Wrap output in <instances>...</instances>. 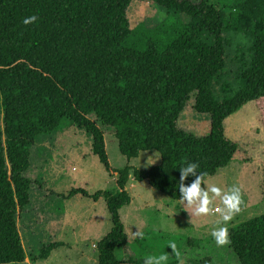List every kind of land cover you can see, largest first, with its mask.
<instances>
[{
  "label": "trees",
  "instance_id": "trees-1",
  "mask_svg": "<svg viewBox=\"0 0 264 264\" xmlns=\"http://www.w3.org/2000/svg\"><path fill=\"white\" fill-rule=\"evenodd\" d=\"M132 1L0 0V264H22L28 257L17 220L31 203L26 172L39 136L67 123L84 130L110 172L99 123L111 127L127 160L141 152L159 154L156 166L117 171L115 192L66 193L105 200L111 227L95 245L96 264H134L116 256L127 245L119 209L130 202L129 175L179 200L185 159L198 163L207 178L232 161L237 144L224 127L230 114L255 101L264 125V0H241L233 20L208 0H136L154 6L152 27L143 21L130 27ZM31 15L38 21L24 25ZM223 32L250 40L247 48L236 45L234 83L225 71L226 45L232 42ZM192 93L193 109L209 118L202 136L178 126ZM229 229L227 248L237 264H264V214ZM60 246H43L31 261L47 259Z\"/></svg>",
  "mask_w": 264,
  "mask_h": 264
},
{
  "label": "rangeland",
  "instance_id": "rangeland-1",
  "mask_svg": "<svg viewBox=\"0 0 264 264\" xmlns=\"http://www.w3.org/2000/svg\"><path fill=\"white\" fill-rule=\"evenodd\" d=\"M190 1L198 3L200 0ZM208 2L225 9V18L233 20L241 0ZM153 7L133 0L127 11L130 27L142 21L147 27L154 26ZM222 36L232 42L226 45L225 71L227 80L234 83L239 69L236 45L247 48L250 40L231 32H223ZM214 89L218 87L214 85ZM99 126L103 129L112 172L106 171L93 154L91 137L69 123L53 134L39 136L32 147V164L26 172L32 182L31 203L17 220L28 256L22 264H96L95 245L111 227L105 200L100 196L95 201L82 194L67 197V191L74 187L83 188L90 195L98 190L115 192L118 189L117 171L125 167L146 170L159 164L160 156L155 151L141 152L137 158L127 160L118 151L111 127L101 123ZM178 126L197 136L209 131L208 115L193 109V93L180 114ZM224 127L227 139L237 144V151L228 166L207 179L224 191L233 185L241 187L246 208L228 225L232 227L264 214V125L255 101H247L230 114ZM130 176L125 185L130 202L119 209L127 245L116 251L118 259L144 264L148 255L168 253V264H177L169 247L170 242H175L185 264L201 261L205 264H237L227 246L218 247L211 235L220 220L219 214L194 218L191 223L190 214L181 209L179 200L159 192L145 180H130ZM216 206L222 207L219 200ZM139 230L144 233L143 239L134 235ZM53 243L62 246L51 251L45 260L31 261L43 246Z\"/></svg>",
  "mask_w": 264,
  "mask_h": 264
},
{
  "label": "clouds",
  "instance_id": "clouds-1",
  "mask_svg": "<svg viewBox=\"0 0 264 264\" xmlns=\"http://www.w3.org/2000/svg\"><path fill=\"white\" fill-rule=\"evenodd\" d=\"M37 15L27 16L23 19L24 25H32L38 21ZM151 158L148 160V165ZM200 165L196 162H188L187 159L180 167V179L177 184L180 199L178 201L181 209L187 211L191 217V223L194 218L207 217L219 214L220 220L217 227L211 232V235L218 247H226L231 244L229 224L243 212L246 208V202L243 198L241 187L233 185L227 191H224L216 184L208 182L206 172L199 171ZM189 177H194L190 184H186ZM133 177L130 176V180ZM219 200L222 207L216 206ZM134 235L144 238V233L140 230ZM169 247L173 250L177 264H185L181 252L178 250L175 242H170ZM169 254L161 253L159 255H148L144 258V264H168ZM9 264H17L16 261H9Z\"/></svg>",
  "mask_w": 264,
  "mask_h": 264
},
{
  "label": "crops",
  "instance_id": "crops-1",
  "mask_svg": "<svg viewBox=\"0 0 264 264\" xmlns=\"http://www.w3.org/2000/svg\"><path fill=\"white\" fill-rule=\"evenodd\" d=\"M128 182V181H127ZM74 188V187H73Z\"/></svg>",
  "mask_w": 264,
  "mask_h": 264
}]
</instances>
